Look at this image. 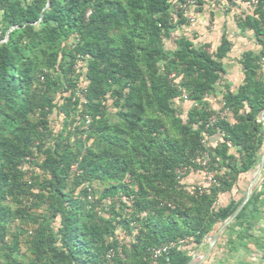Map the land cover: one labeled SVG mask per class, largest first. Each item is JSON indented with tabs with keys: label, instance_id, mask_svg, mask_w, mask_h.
<instances>
[{
	"label": "trees",
	"instance_id": "obj_1",
	"mask_svg": "<svg viewBox=\"0 0 264 264\" xmlns=\"http://www.w3.org/2000/svg\"><path fill=\"white\" fill-rule=\"evenodd\" d=\"M176 1L0 0V264H151L188 238L207 249L232 210L219 196L264 151V29L259 8L240 18L262 51L231 88L229 40L209 52L175 34L188 23ZM211 95L230 117L206 127ZM204 138L217 183L188 187L177 170L200 171ZM249 245L264 255V176L203 264Z\"/></svg>",
	"mask_w": 264,
	"mask_h": 264
},
{
	"label": "crops",
	"instance_id": "obj_2",
	"mask_svg": "<svg viewBox=\"0 0 264 264\" xmlns=\"http://www.w3.org/2000/svg\"><path fill=\"white\" fill-rule=\"evenodd\" d=\"M216 2V0L197 2L196 6L191 9L194 21L188 22L175 31L179 30L180 35L191 38L196 46H206L209 52L214 51L220 44L221 38L225 36L230 42V51L222 61L226 70V81L231 88H236L243 77L241 61L244 56L249 53L259 54L262 51V45L255 38L252 29L243 27L239 23L240 18L251 14L253 9L246 6L242 0H236L231 4L221 3L219 6ZM212 97L215 95L208 96L207 101ZM196 250L198 252L195 256ZM205 251L202 245L196 247L188 244L181 248L178 254H170L157 264H189L197 261ZM214 252L215 246L211 252L212 255Z\"/></svg>",
	"mask_w": 264,
	"mask_h": 264
},
{
	"label": "rangeland",
	"instance_id": "obj_3",
	"mask_svg": "<svg viewBox=\"0 0 264 264\" xmlns=\"http://www.w3.org/2000/svg\"><path fill=\"white\" fill-rule=\"evenodd\" d=\"M175 32L177 34H180L179 30ZM170 46L171 44L168 41H166V48H170ZM208 102L210 106L216 111L221 110L222 104H221L219 96L212 97L211 99H209ZM192 104L193 103L190 100H186V101H182L178 103L180 108H182L183 110H188L192 106ZM227 117H230V114H227ZM50 121H51V127L53 128L54 132H57L62 126V117L57 116L56 113L53 112L50 116ZM255 171H256V168L251 173L247 175H242L237 184V187L233 188L230 192L221 194L217 202L218 205L226 206L227 204H229V202L233 201L231 204V209H232L231 213H232L237 208V206L240 204V202L243 200L247 192L250 180L253 177V174L255 173ZM263 176H264V166H263L260 178L257 181V183L261 182ZM182 182L186 184L188 187L207 184L203 177V174L200 171H191L189 174L185 175V177L182 179ZM258 185L259 184H257V186ZM94 187L97 189H102L103 185L97 181L94 183ZM15 224L18 225V223L16 222ZM15 226H13V229H15ZM24 237H25L24 235L20 236L21 242L24 241ZM249 248L251 249V251L247 255L241 252L239 253L237 257L228 259V261H226L225 264H241L240 262L242 259H243L242 262H244L242 264H248V263L264 264V255H262L261 252L255 249L252 245H249ZM21 251L23 254L27 252L24 245H22ZM219 255L221 256V253ZM23 258L26 259V256Z\"/></svg>",
	"mask_w": 264,
	"mask_h": 264
},
{
	"label": "built area",
	"instance_id": "obj_4",
	"mask_svg": "<svg viewBox=\"0 0 264 264\" xmlns=\"http://www.w3.org/2000/svg\"><path fill=\"white\" fill-rule=\"evenodd\" d=\"M236 1V0H234ZM242 2L248 6L251 9H255V8H259L260 12H261V24H262V28L264 29V1L263 0H242ZM197 4L196 0H182V1H176L175 5H174V10L176 12H181L182 15L184 16V18H186V20L188 22H193L194 21V17L192 15L191 9L193 7H195ZM261 63L264 64V56L261 57ZM182 98L184 101L188 100V95L183 92L182 93ZM223 105V104H222ZM217 113L212 115L210 117V119L208 120V122L206 123V127H210L213 126L214 123L218 120V119H222V118H227V114H229L227 111L221 110L220 111H216ZM90 121V119L88 117H86V123L88 124ZM202 144L204 147V150L202 152H200L199 155H197L196 157V162L201 166L200 172L203 174V177L206 181V185H201L202 187H206L208 185H212V184H216L217 181L215 179V172L213 170L209 169V161H210V157H209V143L207 142V139L204 138L202 139ZM77 165L73 166V169H76ZM186 169L185 168H181L177 170V176L178 178L182 181L183 176L185 174ZM88 199L92 200V196L91 194L88 195ZM121 239V238H120ZM190 239H178L176 241H171L165 244H162L161 246L155 247L151 250L150 252V262L151 264H157V262L161 259V258H165L167 256H169L171 254V250L173 249H181L183 247H186L189 244ZM108 258H111V254L108 255ZM128 264V263H126Z\"/></svg>",
	"mask_w": 264,
	"mask_h": 264
},
{
	"label": "water",
	"instance_id": "obj_5",
	"mask_svg": "<svg viewBox=\"0 0 264 264\" xmlns=\"http://www.w3.org/2000/svg\"><path fill=\"white\" fill-rule=\"evenodd\" d=\"M47 4H49V0H47ZM11 29H13V28H10V30ZM8 35H9V32H7V36ZM259 121L262 123V125L264 127V109L261 111V113L259 115ZM263 166H264V151L260 157V161L256 167V171L250 180L247 192H246L243 200L240 202V204L237 206V208L223 221V223L218 227V229L212 235H209L206 237L208 247H207L205 253L197 261H192L189 264H202L208 258V256L211 254V252L213 250V247L219 241V239L221 238L224 231L234 221L236 216L239 214V212L244 208V206L247 204V202L251 198L255 187L257 186V184H259V183H257V181L260 178ZM197 252H198V250H196L195 256H196Z\"/></svg>",
	"mask_w": 264,
	"mask_h": 264
}]
</instances>
